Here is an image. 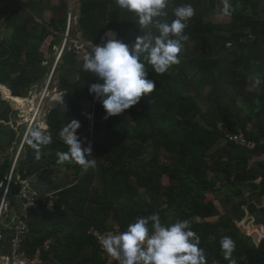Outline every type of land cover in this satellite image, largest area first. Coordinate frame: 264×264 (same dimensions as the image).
Returning a JSON list of instances; mask_svg holds the SVG:
<instances>
[{"label":"crops","instance_id":"1","mask_svg":"<svg viewBox=\"0 0 264 264\" xmlns=\"http://www.w3.org/2000/svg\"><path fill=\"white\" fill-rule=\"evenodd\" d=\"M29 1L24 0L22 4L16 2L22 9L15 18L14 25L9 24L12 22L9 14L3 15L0 12V42L13 40L17 27H29L30 33L32 27L29 24L32 16H40L42 19L37 18L39 23L53 22L63 29L67 21L69 4L78 20L74 34L87 41L78 28L81 0H39L35 5L28 6ZM230 3L234 11L230 16H226L222 13L223 0H168L167 16L161 19L171 23L175 19L173 12L176 7L191 4L195 8V15L192 18L198 21L200 29L204 30L192 34L185 29L184 34L188 35L189 39L183 42L179 64L186 66L187 71L186 82L181 85V90L185 96L198 101L202 114L209 117L208 119L210 116L216 119L218 115H227L226 122H215L218 132L242 133L260 143L259 150L250 153L244 148L227 143L223 136H214L216 143L206 155L202 171L192 174L189 178L191 187H186L167 174L156 177L154 181L150 180L149 170L155 159L161 165H174L175 162L159 139H151L146 144L144 160L136 166V170L143 172L141 177L131 179L133 189L126 191L118 204H122L126 209L158 213L163 224L171 225L178 220H186L177 215L178 203L172 204V197L178 198L181 195L182 212L190 213L195 207L193 205L195 201H198L199 205L212 207L210 216L204 218L191 216L188 219L191 227L209 230L212 226H217L221 236H227L232 231L246 237L250 248L260 249L264 246V0H230ZM15 9L17 6H13L10 12H14ZM121 22L124 27L127 24H134L141 35L149 31L158 34L151 26L141 27L138 24V16L127 10L122 9ZM209 26L220 27L221 30L209 34L206 31ZM110 32L115 33L116 38L124 42L118 32ZM251 36L255 40L247 41ZM107 38V35L104 36L100 44L105 43ZM239 39L243 41V46L235 47L231 51L226 50V45L230 41ZM53 40L52 37L48 38L41 49L43 53L48 52ZM134 43L135 41L129 46ZM55 49H58L57 45ZM207 62L212 64L205 65ZM77 68L75 63L65 66V71L69 73L68 79L72 82L78 79ZM250 77H258L260 85L253 86V79ZM32 79L34 77H30V80ZM55 88L58 96L62 97L66 93L61 85ZM6 90L10 91L8 88ZM9 93L12 99L24 101L29 94V92L27 95L19 92L13 94L11 91ZM128 111L136 110L132 107ZM47 114L49 113L45 112L38 124L45 126L46 131ZM210 120L203 121V128L215 132ZM99 135L103 137L106 132L99 130ZM174 138L178 141L184 140L181 134ZM55 159L58 157L49 153L46 159L32 169L33 175L25 181L43 198L42 203L32 212L29 227L38 228V231L45 234L52 228L51 216L55 213L56 205L61 207V213L65 214L63 216L65 221L79 223L73 210L68 211L67 208L74 204L77 206L83 198H91L95 191L100 192V185L104 183L103 163L100 158L96 160L94 168L84 170L80 175L75 174L66 164L51 166ZM196 183H200L201 186L197 187ZM56 192L61 193L57 200L51 201L48 196ZM22 203L21 201L17 206L13 204L10 221L19 215ZM113 214L108 226L113 220L120 225L127 220L116 212ZM137 218L126 227L122 224V229L126 231ZM70 230V227L63 230L59 235L61 241L66 239V234ZM92 255V250L87 249L85 256L89 259Z\"/></svg>","mask_w":264,"mask_h":264},{"label":"trees","instance_id":"2","mask_svg":"<svg viewBox=\"0 0 264 264\" xmlns=\"http://www.w3.org/2000/svg\"><path fill=\"white\" fill-rule=\"evenodd\" d=\"M38 1L30 0L28 6H33ZM16 2L18 1L0 0V12L3 15H10L9 18L12 19L10 25H14L15 18L22 9L16 5ZM18 3L22 4V2ZM13 6H17V9L10 12ZM121 14L122 9L115 0H81L78 28L84 34L87 42L93 45H100L102 38L110 31L118 32L125 44H133L136 37L141 34L134 24H127L124 27L121 22ZM37 18L42 19L40 16L31 17L29 26L32 27V30L30 33L29 27H17L13 40L6 43L0 42V84L6 83L13 94L19 92L27 95L24 90H18L19 83L30 81V77H37V82H40L51 72L53 62L57 61L58 49H55V46H60V34L65 32L67 21L64 28L61 29L53 22L39 23ZM197 22L193 18L188 21L187 30L192 34L204 30L200 29L201 27ZM220 30L221 28L216 26H209L206 29L209 34ZM49 37L54 38V40L50 44L48 52L43 53L41 49ZM230 42L234 45L232 49L243 46L241 39ZM91 52L90 50L88 54ZM83 62L84 58H78L68 50L63 53L59 60L53 75L61 63L59 82L62 89L66 90V93L63 94L65 107L58 102L46 116L47 131L52 135V143L41 147L39 159L36 158V150L28 143L30 137L24 142V151L18 160V168L15 169L10 187L14 190V194L20 193V182H25L29 176L33 175L32 169H35L39 163L46 159L49 153L58 157L51 162V166L66 164L78 175L84 171L82 166L71 160L60 162L58 155L68 150L59 133L64 126L73 120L80 124V129L77 130L76 134L82 145L84 146V143L86 144L91 139L86 114L93 113L96 99L94 95L89 94V88L92 84L101 81L94 74L83 71ZM74 63L78 67L76 72L78 79L72 82L68 79L69 73L65 71V66ZM22 64L23 72L15 77L14 70L21 67ZM208 64L212 63H205V65ZM146 71L148 72V79L156 81V88L153 93L142 96L138 104L133 106L137 108L136 111L126 110L128 112L105 118L106 112L101 102L97 107L95 112L96 126L98 130H104L106 135L94 137L92 146L98 152L103 163L102 180L104 183L100 185V192L95 191L91 198H83L77 206L74 204L71 208H67L68 211L73 210L79 223L65 221L63 219L65 214L61 213V207L56 205L55 213L51 216L52 228L49 229L48 233L45 234L38 231V228H34L30 229L26 236L25 248L32 252L41 247L47 240H54L52 258L47 259V264H105L97 241L90 236L91 230L107 232L109 230L108 222L114 212L127 218L125 222H122L125 227L137 217L153 214L152 211L148 213L137 211L134 208L126 209L122 204H118L124 193L133 189L131 179L141 177L143 172H140L139 169L136 170V166L144 160L147 152L146 144L151 139H159L175 162L174 165H161L155 159L151 170H149L150 180L154 181L156 177L167 174L172 179L179 180L181 185L191 187L189 178L192 174L202 171L204 159L216 143L214 136H223V133L217 131L216 123L219 121L226 122L227 115H218L216 119L210 116V119L212 118L210 120L209 117L202 114L198 101L183 94L181 85L186 82V66L177 64L170 66L165 73L158 74L151 65L146 63ZM1 100L0 103H5ZM198 117L199 120L205 122L210 120L215 132H209L200 126L199 120L197 122ZM178 134L183 135L184 140H176L174 137ZM3 146V141L0 138V150ZM3 176H5V172L0 171V185L3 184L4 187L7 181H4L5 177ZM195 185L201 186L200 183ZM181 202V195L178 198L172 197V204L178 203L177 215L182 219L188 220L191 216L204 218L210 216L212 212L210 205H199L198 201L194 202L195 207L190 213L182 212ZM67 227H70L71 230L66 234V239L61 241L59 235ZM191 230L200 239L199 247L204 251L206 264H229V261L224 259L220 247V240L225 236L219 234L217 226H212L209 230H201L194 226L191 227ZM4 235L6 242L1 244V249L8 251V242L12 233L7 231L4 232ZM227 237L235 241L236 248L232 256L237 264H264V246L260 249L250 248L246 237H241L232 231L228 233ZM87 249L93 252L89 259L85 256Z\"/></svg>","mask_w":264,"mask_h":264},{"label":"clouds","instance_id":"3","mask_svg":"<svg viewBox=\"0 0 264 264\" xmlns=\"http://www.w3.org/2000/svg\"><path fill=\"white\" fill-rule=\"evenodd\" d=\"M116 2L121 9L135 13L141 27L151 26L158 34L149 31L138 35L130 47L110 32L103 45H93L92 52L84 57L83 71L94 74L101 81L90 86L89 94L101 102L105 118L125 113L138 104L142 96L153 93L156 81L148 79L146 63L158 74L180 63L183 42L189 39L184 34L185 29L196 11L191 4L176 7L175 19L168 23L161 19L167 16L168 0ZM233 11L230 0H223L222 13L230 16ZM250 79H253V86L261 83L258 77ZM56 99L65 107L64 96ZM79 127V122L73 120L62 128L59 136L68 150L58 155L60 162L71 160L86 171L96 166V159L90 158L91 145L84 147L77 136ZM28 134V143L36 150L39 159L41 147L52 143V135L43 125L29 129ZM100 244L119 264H206L204 251L199 247L200 239L191 230L190 222L178 220L165 225L158 213L137 218L126 231L108 233ZM220 247L224 259L229 264H237L232 256L235 241L225 236L220 240Z\"/></svg>","mask_w":264,"mask_h":264},{"label":"built area","instance_id":"4","mask_svg":"<svg viewBox=\"0 0 264 264\" xmlns=\"http://www.w3.org/2000/svg\"><path fill=\"white\" fill-rule=\"evenodd\" d=\"M18 2H24V0H16ZM69 11L67 14V26L64 33L61 35V43L58 47V57L56 61V66L61 59L63 53L68 50L72 52L76 57L81 58L84 55H87L89 51H92L93 44L83 40L80 36L74 34V27L77 25V18L75 17L71 4L68 7ZM55 35H58L56 32H53ZM255 39L253 36L249 37L247 41L253 42ZM246 43V42H245ZM104 43L100 44L103 45ZM234 47L233 43H228L226 45L227 50H232ZM55 66V68H56ZM55 68L53 70L52 76L54 74ZM100 105V101L96 99L93 113L86 114L87 122H89L91 128V139L86 143L87 147L89 144L92 147V156L91 159H96L99 157L98 152L94 150L93 142L95 135L96 126V110ZM34 121L31 124L30 129L33 127ZM224 140L236 147H241L246 149L247 152H256L259 150L260 143L253 141L252 139L246 137L244 134H233L230 132H224L223 134ZM17 166V162L11 172L9 179L7 180L6 192L4 197L2 198V203L0 206V264H47V259L52 258V248L55 245L54 240H47L41 247L35 249L33 252L29 251L25 248V238L30 232V219L32 212L37 209L38 205L42 203L43 198L39 195V193L31 188L28 183L20 182L21 191L19 196L21 197L23 203L22 208L19 215L15 216L13 220L10 221V214L13 211L12 202L8 201L10 198V187L13 182L14 172ZM61 192H56L49 195V199L51 201L57 200V196ZM5 220L7 225H3V221ZM10 231L12 233L11 239L8 242V251L5 249H1V244L6 242V237L4 232ZM124 230L121 225L116 221H112L109 230L107 232H101L96 229H92L90 232V236H92L98 243L100 247V251L105 261V264H119V261L111 257L109 254L105 252V250L101 247L100 241L101 239L107 235L108 233L116 234L121 233Z\"/></svg>","mask_w":264,"mask_h":264},{"label":"rangeland","instance_id":"5","mask_svg":"<svg viewBox=\"0 0 264 264\" xmlns=\"http://www.w3.org/2000/svg\"><path fill=\"white\" fill-rule=\"evenodd\" d=\"M74 15L76 16L75 12ZM55 66H56V60L51 65V72L42 79L43 81L41 80L40 82H37L38 78L35 77L30 81H26V82L23 81L22 83H19V85L17 86L19 88L18 89L19 91L24 90L25 93L29 92L28 97L25 100L26 102L24 103V106H22V108L19 105H17L14 99L4 97L3 94L7 88L11 92L12 90L8 87V85H6V83L0 84L1 99L5 102V103H0V127H2V129H0V138L2 139L4 145L3 148L0 150V171L5 172V176H3L5 177L4 181L8 180V177L10 176L16 162L18 164V160H20L19 159L20 155H22V152L24 151L23 149L24 142L26 141V139L29 138L28 132L36 115L37 117L35 121L36 120L37 121L32 128L39 127L38 124L43 119L45 112L47 113L51 112L54 109L55 105H57L56 104L57 101H53V100L57 98L56 96H58V94L55 91L56 90L55 87H60L59 79L61 75L60 73L62 66L60 63L59 66L57 67V71L55 75H53L52 77V73ZM21 67H17L16 70H14L15 77H18L23 72L24 69L23 64L21 65ZM1 86H5V87H1ZM134 110H137V108L134 107ZM199 119L200 118L198 117L197 122ZM199 124L200 126L203 127L202 120H199ZM88 131L89 133H91L90 125ZM98 131H99L98 129L95 130V135L97 137L100 136ZM10 142H12V144H9ZM84 146H86L85 143ZM50 155H54V154L50 153ZM98 158H96V160ZM17 168L18 167L16 166V169ZM22 185L19 184V186ZM6 186H7L6 182L4 187L3 184L0 185V206L2 203V198L4 197V194L6 192ZM10 191H11L10 198H8L9 203L11 201L12 204L16 206L20 205L22 201L21 197L19 196L20 193L14 194L13 193L14 190L12 189H10ZM7 224L8 223H6L4 220L3 225H7Z\"/></svg>","mask_w":264,"mask_h":264},{"label":"bare ground","instance_id":"6","mask_svg":"<svg viewBox=\"0 0 264 264\" xmlns=\"http://www.w3.org/2000/svg\"><path fill=\"white\" fill-rule=\"evenodd\" d=\"M0 89H1V88H0ZM3 95H4L5 98H11V95H10V93H9L8 90H5ZM3 95H2V96H3ZM5 98H4V99H5ZM15 102L17 103V105H19V106L22 108V106H24V103H25L26 101H24V100H20V99H17V100L15 99ZM32 104H33V103H32ZM17 105H16V106H17ZM23 110H24V109H23ZM23 112H24V111H23ZM23 114H25V113H23ZM36 117H37V115H36ZM36 117H35V119H36ZM26 118H27V117H26ZM35 119L33 120L34 122L37 121V120L35 121Z\"/></svg>","mask_w":264,"mask_h":264}]
</instances>
